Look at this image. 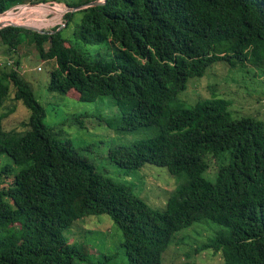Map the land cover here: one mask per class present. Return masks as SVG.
Segmentation results:
<instances>
[{
  "label": "trees",
  "instance_id": "trees-1",
  "mask_svg": "<svg viewBox=\"0 0 264 264\" xmlns=\"http://www.w3.org/2000/svg\"><path fill=\"white\" fill-rule=\"evenodd\" d=\"M48 1L61 2L0 0V14ZM92 1L63 3L72 8ZM64 20L59 31L43 34L7 26L0 41L7 54L33 45L50 66V93L66 97L73 91L77 103L111 98L122 115L100 119L110 129H156L152 137L110 148L111 164L124 173L161 166L183 182L163 211L152 209L131 184L113 179L83 150L61 141L45 123L44 106L21 74L20 61L4 64L0 264H112L115 255L92 263L84 243H69L77 221L101 215L121 231L126 257L117 264H162L175 233L203 221L220 230L192 243H199L194 253L212 250L218 264H264V119L234 117L230 102L216 96L190 106L178 100L191 78H202L217 63L264 78V0H106L67 12ZM7 101L29 112L21 130L4 126L15 111L2 112ZM3 155L11 161L3 163ZM211 160L215 181L203 176ZM185 257L175 264H200L190 253Z\"/></svg>",
  "mask_w": 264,
  "mask_h": 264
},
{
  "label": "rangeland",
  "instance_id": "rangeland-1",
  "mask_svg": "<svg viewBox=\"0 0 264 264\" xmlns=\"http://www.w3.org/2000/svg\"><path fill=\"white\" fill-rule=\"evenodd\" d=\"M59 1L61 2L48 1L24 5H31L29 7L34 9H36L35 7H53L55 5L65 7L63 15L56 18L52 16V12L47 15L45 13V19L52 20L54 18L53 24L38 29L50 32L58 26L64 27V15L67 6L63 2L72 0ZM18 8L13 9V11L17 12ZM40 12L45 11L41 9ZM40 12L30 16L26 12L18 18L24 23L40 15ZM27 16L29 19L25 18ZM11 19L12 15L9 13L8 19L4 20ZM74 26L75 23L71 25L72 30ZM71 28L66 31L68 37ZM27 38L28 36L23 37V42ZM16 60L20 61L21 74L32 85L34 95L44 106L46 111L45 123L54 127V131L58 133L60 140L69 141L75 148L83 150L81 153L87 158L97 161V165L103 167L107 175L115 180H123L131 184L133 192L152 209L163 211L170 192L183 182L182 177L171 175L166 168L154 165H144L138 171L124 173L106 158L110 148L136 143L138 140L152 137L156 134V129L154 127L143 128L132 133L110 129L100 122V119H118L122 115V110L111 98L99 97L94 102L77 103L75 100L78 95L73 91L69 92L66 97L50 93L47 90L50 66L39 60L33 45L27 42L16 54H7L6 47L0 41V67L4 64L9 67ZM212 96L228 100L230 102L228 111L234 117L252 115L261 118V120L264 119V78L254 75L252 71L248 73L245 70H230L226 65L217 63L211 66L202 78H191L187 83V89L179 94L178 100L185 106H190L199 100L208 99ZM14 108L15 111L11 113L10 111ZM2 112H10L9 117L4 121L6 129L13 127L21 130L19 123L25 121L29 115L21 103L15 105L13 101H7ZM2 158L4 159L3 163L11 161L6 155H3ZM208 165L209 169L203 176L210 181H215L216 174L214 177L213 175L216 165L213 160L208 161ZM219 230L220 227L210 221L195 223L183 228L175 233L169 246L161 254V263H180L186 260L185 254L190 253L191 259L194 258L200 264H218L220 258L212 250L198 254L194 253L193 250L198 247L200 242L209 236L212 237ZM208 232L209 235L203 239ZM120 233L121 231L109 217L101 215L77 221L70 230L68 237L71 244L76 242L86 245L87 249L93 253H90L92 263L104 261L103 254H112L115 255L112 264H117L126 257L121 246ZM194 242L199 243L197 245L192 244Z\"/></svg>",
  "mask_w": 264,
  "mask_h": 264
},
{
  "label": "bare ground",
  "instance_id": "bare-ground-1",
  "mask_svg": "<svg viewBox=\"0 0 264 264\" xmlns=\"http://www.w3.org/2000/svg\"><path fill=\"white\" fill-rule=\"evenodd\" d=\"M31 8L28 5L26 6H21L18 8L17 12H14L13 10L8 11L7 13L3 14L0 16V25H7V24H20V25H26V26H42L45 24H52L54 18L59 17L61 15H63L64 11H65V7L59 6V5H55L53 7L50 6H42L41 8L35 7ZM41 9H44L45 12H40ZM28 13L29 16L33 15L35 13L40 12V15L36 16L34 19H30L27 20L26 22H21L22 20H20L18 18V16L22 15L23 13ZM52 12V16L54 17L52 20H48L45 19V13L46 15ZM9 13L12 15V19L11 20H4V19H8V15ZM25 17L26 19H29L28 17Z\"/></svg>",
  "mask_w": 264,
  "mask_h": 264
},
{
  "label": "water",
  "instance_id": "water-1",
  "mask_svg": "<svg viewBox=\"0 0 264 264\" xmlns=\"http://www.w3.org/2000/svg\"><path fill=\"white\" fill-rule=\"evenodd\" d=\"M106 0H96V1H92V2H89L87 4H84V5H80V6H77V7H72V8H68L66 9V13L67 12H75V11H79V10H83V9H86V8H89V7H94V6H98V5H101L105 2ZM21 6H26V5H19V6H15L13 8H10L11 10L17 8V7H21ZM31 6V5H29ZM10 9H8L7 11L3 12L1 15L7 13ZM10 10V11H11ZM7 26H11V27H17V28H24V29H27V30H30V31H33V32H37V33H40V34H43L45 33L43 30L41 29H38V28H34V27H31V26H26V25H20V24H7V25H0V29H2L3 27H7ZM65 26V24H64ZM62 27L60 26L59 28H57V31H59Z\"/></svg>",
  "mask_w": 264,
  "mask_h": 264
}]
</instances>
